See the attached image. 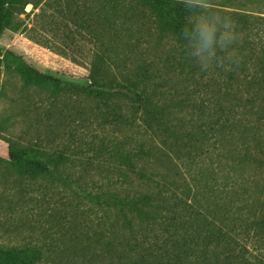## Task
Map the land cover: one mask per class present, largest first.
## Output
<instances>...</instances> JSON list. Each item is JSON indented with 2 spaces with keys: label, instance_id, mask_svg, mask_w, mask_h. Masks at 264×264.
I'll use <instances>...</instances> for the list:
<instances>
[{
  "label": "trees",
  "instance_id": "1",
  "mask_svg": "<svg viewBox=\"0 0 264 264\" xmlns=\"http://www.w3.org/2000/svg\"><path fill=\"white\" fill-rule=\"evenodd\" d=\"M233 1L0 0V37L31 4L33 38L85 56L88 82L46 74L11 50L0 49V64L54 95L101 102L120 133L96 195L99 229L70 264H251L242 231L256 228V209L244 184L247 169L264 170V11ZM201 22L216 28L218 42L232 37L211 59L194 55ZM8 158L28 177L53 174L65 160L16 141ZM36 259L30 249L0 250V264Z\"/></svg>",
  "mask_w": 264,
  "mask_h": 264
},
{
  "label": "rangeland",
  "instance_id": "2",
  "mask_svg": "<svg viewBox=\"0 0 264 264\" xmlns=\"http://www.w3.org/2000/svg\"><path fill=\"white\" fill-rule=\"evenodd\" d=\"M25 1L37 0L20 4ZM39 1L44 6L49 0ZM207 2L218 6L220 0ZM230 3L241 11H264V0ZM31 10L27 4L24 13L11 16L0 49L13 51L56 78L87 83L85 56H64L33 38ZM106 111L94 99L54 95L46 87L27 84L13 66L0 64V250L9 254L33 250L34 264H70L76 248L86 245L99 229L102 211L96 195L109 174V149L120 136ZM261 132L264 136V124ZM9 141L61 153L65 160L53 174L18 175L7 162ZM245 176L247 204L256 209V228H243L242 256L251 264H264V170L250 168Z\"/></svg>",
  "mask_w": 264,
  "mask_h": 264
},
{
  "label": "clouds",
  "instance_id": "3",
  "mask_svg": "<svg viewBox=\"0 0 264 264\" xmlns=\"http://www.w3.org/2000/svg\"><path fill=\"white\" fill-rule=\"evenodd\" d=\"M190 4L195 3L197 6L203 7L207 0H188ZM228 27V25H226ZM199 45L194 55L197 59H211L216 57V45L219 43L221 48H226L231 43L232 37L227 34L220 37L219 42L216 39V28L205 22H201L196 28ZM230 55V54H229ZM208 65L204 64L202 70H207Z\"/></svg>",
  "mask_w": 264,
  "mask_h": 264
}]
</instances>
